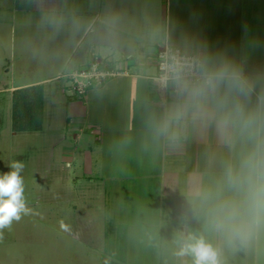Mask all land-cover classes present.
<instances>
[{
  "label": "crops",
  "instance_id": "0c3cea01",
  "mask_svg": "<svg viewBox=\"0 0 264 264\" xmlns=\"http://www.w3.org/2000/svg\"><path fill=\"white\" fill-rule=\"evenodd\" d=\"M106 17L119 21V55L82 39L85 26ZM165 38L177 44L202 38L214 49L246 54L250 67H264V0H0V104L6 102L9 115V124L0 116V135L7 128L13 135L30 133L14 131L15 94L43 87L45 119L50 109L55 123L63 124L58 151L73 169V181L67 177L76 190L73 208L88 216L84 223L78 217L77 227H86L64 231L103 255L93 264H191V257L175 252L193 233L222 249V264H264V245L229 248L192 214L193 182L215 171L214 137L191 132L172 142L149 127L169 100L152 80ZM95 57L107 69L126 60L129 75L108 80L85 102L72 99L61 77L88 68ZM38 63L43 74L34 80L39 69L31 65ZM3 70L16 81L12 86L4 84ZM65 131L74 139V158H67ZM76 158L87 164L84 176L76 175Z\"/></svg>",
  "mask_w": 264,
  "mask_h": 264
},
{
  "label": "clouds",
  "instance_id": "9594fccd",
  "mask_svg": "<svg viewBox=\"0 0 264 264\" xmlns=\"http://www.w3.org/2000/svg\"><path fill=\"white\" fill-rule=\"evenodd\" d=\"M82 39L107 55L124 46L119 21L102 18L83 28ZM153 42H157L153 40ZM157 80L169 100L149 120L157 138L177 142L198 132L214 137L215 171L190 188L193 216L229 248L264 245V67H250L248 56L214 49L202 38L163 40ZM151 50V49H150ZM0 175V235L27 215L23 162H11ZM222 249L205 235L188 234L175 255L191 264H222Z\"/></svg>",
  "mask_w": 264,
  "mask_h": 264
},
{
  "label": "rangeland",
  "instance_id": "374dc122",
  "mask_svg": "<svg viewBox=\"0 0 264 264\" xmlns=\"http://www.w3.org/2000/svg\"><path fill=\"white\" fill-rule=\"evenodd\" d=\"M43 53L38 52L34 55L43 60ZM98 61L101 59L98 58ZM32 66L37 70L40 63ZM39 70L32 76L34 80L43 74ZM3 73L6 77L4 84L12 86L16 81L10 75H6L5 71ZM61 80L66 87V80ZM98 89L100 88L94 90ZM5 103L0 104L2 105L0 116L3 123L9 124ZM55 122L56 118L49 109L46 119L44 111L42 131L13 135L7 128L0 135V175L11 170L9 167L11 162L16 160L23 162L21 176L24 180L26 206L30 210L0 235V264H93L94 258L101 260L103 256L97 257L95 253L90 252V247L87 249L86 243L70 234L74 232L64 231L66 227L68 229L77 227L79 216L83 223L88 216L82 211L79 214L73 208V204L77 202L74 199L76 190L72 182L74 173L73 169L65 166L59 157L58 141L62 137L63 124L58 126ZM59 128L62 130L59 131ZM63 135H68V132L65 131ZM70 137L69 133L68 143H71V149L66 150V155L67 158H74L75 146L72 143L74 139ZM78 160L79 158L75 159V169L78 170L76 175L84 176L85 170L81 168L87 164L86 162L81 164ZM68 176L72 179L71 182L67 181ZM105 218L107 220L109 217ZM78 227L77 229H82L86 226ZM79 233H76L77 236L81 235ZM103 235L101 232L102 237ZM113 252L117 254L115 250Z\"/></svg>",
  "mask_w": 264,
  "mask_h": 264
},
{
  "label": "built area",
  "instance_id": "2783aa9c",
  "mask_svg": "<svg viewBox=\"0 0 264 264\" xmlns=\"http://www.w3.org/2000/svg\"><path fill=\"white\" fill-rule=\"evenodd\" d=\"M164 51L165 49L163 46L160 48L157 57L158 72L152 78L161 89L163 88L159 85L157 76L163 67L160 63V59ZM98 58L99 57H95L88 68L61 77V79L66 80V87L64 88V93L66 95L77 101L85 102L92 90L104 87L108 80L119 76L129 75L128 66H125L127 62L126 60H123V63L117 64L114 69H107L104 64L105 60L98 61Z\"/></svg>",
  "mask_w": 264,
  "mask_h": 264
},
{
  "label": "trees",
  "instance_id": "16d2710c",
  "mask_svg": "<svg viewBox=\"0 0 264 264\" xmlns=\"http://www.w3.org/2000/svg\"><path fill=\"white\" fill-rule=\"evenodd\" d=\"M44 88L25 89L15 94L13 127L15 132H40L44 120Z\"/></svg>",
  "mask_w": 264,
  "mask_h": 264
}]
</instances>
